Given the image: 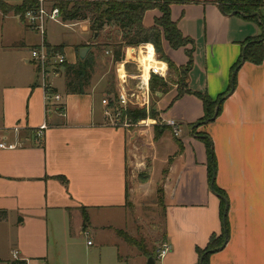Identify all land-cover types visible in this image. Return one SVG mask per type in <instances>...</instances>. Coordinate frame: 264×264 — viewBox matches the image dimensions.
Wrapping results in <instances>:
<instances>
[{
  "label": "crops",
  "instance_id": "obj_1",
  "mask_svg": "<svg viewBox=\"0 0 264 264\" xmlns=\"http://www.w3.org/2000/svg\"><path fill=\"white\" fill-rule=\"evenodd\" d=\"M256 13L264 16V5ZM161 15L157 9L147 11L144 26H154ZM1 16L0 140L17 146L0 149V264H83L75 240L88 237L85 230L109 235L105 245L115 247L118 260L125 261L135 251L118 233H126L128 201L135 205L155 199L159 189L164 192L163 247L168 250L155 264H199L197 249H205L211 236L223 229L222 197L212 191L207 149L191 128L203 117L202 101L194 94L173 101L174 90L153 96L152 106L160 116L180 124L178 137L171 128L158 133L157 125L113 126L102 104L104 96L117 92L118 78L115 73L113 80L109 77L111 69L125 61L127 71L137 73L133 59L138 53L141 62L139 48L146 44L155 60L166 65L165 80L171 71L168 63L151 43L129 46L126 60L115 61L114 47L122 40L96 42L88 19L61 20L77 27L78 33L70 42L57 40L47 27V45L61 46L70 65L78 62L82 47H90L86 57L93 59L92 77L84 93H68L62 68L51 83L62 95L65 115L53 105L46 112L44 89L31 58L41 35L14 12L0 10ZM12 17L21 27L14 34L7 23ZM171 18L192 44L172 49L163 39L165 53L181 67L188 63L186 50L193 49L184 89L212 99L228 89L244 42L261 36L264 40L258 21L225 12L218 0L173 3ZM236 76V88L225 98L220 115L197 128L213 140L214 181L228 199L229 236L208 256V264H264V60L242 63ZM44 122L49 127L38 140L34 129ZM16 125L19 132L13 130ZM114 212L121 214L124 226L112 224ZM15 250L18 258L13 257Z\"/></svg>",
  "mask_w": 264,
  "mask_h": 264
},
{
  "label": "trees",
  "instance_id": "obj_2",
  "mask_svg": "<svg viewBox=\"0 0 264 264\" xmlns=\"http://www.w3.org/2000/svg\"><path fill=\"white\" fill-rule=\"evenodd\" d=\"M187 0H55V4L60 8L63 21L75 20H89L90 28L95 36L108 26H119L121 29L122 42L114 47L115 61L126 60L128 57L129 46L138 47L143 43H151L154 45L160 59L167 62L170 70H177L175 63L168 57L163 48V39L166 40L172 49H179L186 47L192 41L186 37L179 29L176 22L171 18V5L176 2H186ZM223 10L227 13H241L248 19L258 21L264 28V16L257 17L254 13L260 12V8L264 5V0H218ZM31 0H20V4L14 5L11 0H0V10L4 14L14 12L15 14L21 12L26 6L33 5ZM158 9L162 15L156 19L155 25L152 27H145L143 24L144 16L147 11ZM96 36V38L98 37ZM263 36L247 40L243 44V52L238 62L233 66L231 82L228 89L220 94L218 98L212 99L207 93L192 92L190 89L179 91L174 97L173 101L180 98L184 94H194L203 103L204 114L203 117L196 124H191L193 134L197 135L205 144L208 153V169L209 181L216 175L217 161L214 152L213 140L208 134L198 133L197 128L204 123L211 122L217 110V116L220 115L222 104L225 98L233 92L237 84V70L244 62H251L254 64H261L264 60V40ZM55 52H61L62 47H50ZM124 50V52H122ZM188 55V63L184 68V79L187 78V73L193 64V49L186 50ZM63 68L66 73V91L68 93L85 92L90 84L93 69V59L89 55L84 60L79 59L74 65L64 64ZM151 91L154 98H158V93L165 94L168 89V81L163 77L153 74L150 80ZM52 92H56L53 90ZM171 102V104L173 103ZM159 111L153 105L149 113L145 109L129 110L127 112L128 119L132 123H136L147 117L158 118ZM215 118V119H216ZM214 119V120H215ZM167 126H156L158 133L167 130ZM213 190L222 197V233L218 236L215 234L211 236L210 241L205 249H197L200 255L199 264H208V256L220 246H222L229 236V221H228V199L226 194L221 191L214 181ZM158 199L160 204H164L163 189L158 190ZM84 223L88 222V215L83 213ZM131 245L138 248L147 258L152 253L141 243L130 237L124 231L118 232ZM155 259L156 255L154 256ZM11 264H27L25 261H14Z\"/></svg>",
  "mask_w": 264,
  "mask_h": 264
},
{
  "label": "built area",
  "instance_id": "obj_3",
  "mask_svg": "<svg viewBox=\"0 0 264 264\" xmlns=\"http://www.w3.org/2000/svg\"><path fill=\"white\" fill-rule=\"evenodd\" d=\"M33 5L26 6L21 12L15 15L32 30H35L41 35V43L31 49V58L37 66L41 86L44 89V99L46 102V112L50 106H56L60 115H65V105L62 102V95L57 92H52L51 79L58 78L62 74L63 65L66 64V56L62 52H55L50 49L46 43V33L48 24L52 21L62 20L60 8L55 4V0H31ZM136 51V50H135ZM143 54H147L146 45L139 48ZM134 53V51H133ZM136 55V53H135ZM133 54V57H135ZM139 54L133 61L137 65V73L131 74L127 71L125 61L116 64V75L118 78V88L116 94L112 96H104L102 104L104 106L105 117L109 122L116 127H136V126H167L171 128L175 136L181 135L180 124L175 119H166L159 115L158 118L147 117L136 123H132L128 119L127 112L135 109H145L149 113L152 109L153 93L150 87V80L153 74L161 76L165 79L166 70L152 67L147 77L144 75L143 67L139 61ZM46 122L34 129V134L38 140L45 137L48 129ZM20 127L16 125L13 130L20 131ZM16 143L0 140V149H14ZM86 236L89 233L86 232ZM88 245H92V240H88ZM167 248L164 246L158 251V258H163L167 253ZM14 258H18L19 252H12Z\"/></svg>",
  "mask_w": 264,
  "mask_h": 264
},
{
  "label": "rangeland",
  "instance_id": "obj_4",
  "mask_svg": "<svg viewBox=\"0 0 264 264\" xmlns=\"http://www.w3.org/2000/svg\"><path fill=\"white\" fill-rule=\"evenodd\" d=\"M163 3V0H160ZM11 3L14 5L20 4V0H11ZM154 10V9H153ZM158 10V9H157ZM160 11V10H159ZM7 23H11V31L14 34V29L20 30L21 27L19 25V21L14 17L11 20L7 21ZM52 25L49 26V35H52L57 39L64 38L65 41H71L74 38V33H78V28L74 26H65L61 23V20L50 22ZM3 16L0 17V38L3 37ZM9 25V24H8ZM15 26V27H14ZM8 26H6L7 28ZM121 29L119 26H108L105 30L101 31L96 38L93 39L98 42L101 39L106 43H118L122 40L121 37ZM30 39L34 40L35 36L31 34ZM101 50V48H100ZM110 64V63H109ZM184 68L178 67L177 70H171L168 81V89L174 90V95H177L179 91H184L185 80L184 79ZM114 73L116 74V70L114 68L111 69V73L109 77L113 80ZM111 81V80H110ZM159 111V110H158ZM160 113V111H159ZM160 115V114H159ZM135 128V127H130ZM141 128V127H140ZM143 128V127H142ZM143 175V174H142ZM138 180L140 178L137 175ZM128 212L125 221V231L128 235L134 240H137L139 243L144 245L151 253V256L157 257L158 251L163 248L164 244V222H165V205L159 203L158 192H156V198L144 201L141 200L138 204L131 205V201H128ZM119 212H114V216H111V222L115 226H122L124 220L120 216ZM102 220L101 216L98 219ZM124 226V225H123ZM89 232V236L85 237L84 235L77 237L75 240V251L77 256L80 259V262L83 264H144L147 262V259L144 257L138 248H134L132 257L126 258L125 261H119L117 258V249L113 246H106L107 242L110 240L109 235H93L89 230H85ZM84 231V232H85ZM91 239L93 245H87L88 240ZM109 244V242H108ZM131 246V247H132ZM140 253V254H139ZM135 254V255H134ZM139 254V256H137ZM157 261L159 263V258L157 257Z\"/></svg>",
  "mask_w": 264,
  "mask_h": 264
},
{
  "label": "bare ground",
  "instance_id": "obj_5",
  "mask_svg": "<svg viewBox=\"0 0 264 264\" xmlns=\"http://www.w3.org/2000/svg\"><path fill=\"white\" fill-rule=\"evenodd\" d=\"M146 48L148 50L147 54H142L141 57V64L143 67L144 75L147 77L149 70L152 67H156L157 69H161L163 71L166 70V65L162 62H157L154 58V51L151 47V45L146 44Z\"/></svg>",
  "mask_w": 264,
  "mask_h": 264
},
{
  "label": "water",
  "instance_id": "obj_6",
  "mask_svg": "<svg viewBox=\"0 0 264 264\" xmlns=\"http://www.w3.org/2000/svg\"><path fill=\"white\" fill-rule=\"evenodd\" d=\"M255 15H257L258 17H260V15L258 13H254ZM98 35V33H95V37ZM90 50V47H82L79 51V57L81 60H84L86 58V55L88 53V51ZM162 93H158L157 95H161ZM217 116V110H216V114L215 116L211 119V121H213ZM213 184H214V178L211 182V187H212V191L214 192L213 190ZM202 260V259H201ZM156 263V259L154 256H150L147 258V262L146 264H155Z\"/></svg>",
  "mask_w": 264,
  "mask_h": 264
}]
</instances>
